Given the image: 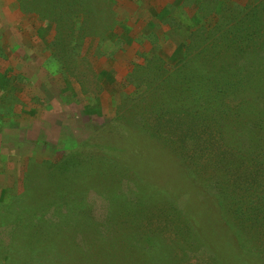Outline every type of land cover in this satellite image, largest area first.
<instances>
[{
    "label": "trees",
    "instance_id": "trees-1",
    "mask_svg": "<svg viewBox=\"0 0 264 264\" xmlns=\"http://www.w3.org/2000/svg\"><path fill=\"white\" fill-rule=\"evenodd\" d=\"M214 3L218 12L227 9L231 16L225 19L213 12L215 21L205 26L203 20L210 16L198 18L195 13L183 25L185 47L169 34L158 45H153L152 34L146 36L155 52L129 74L140 91L135 97L122 94L120 105L128 112L76 144L89 154L62 147L53 158H29L22 194L13 198L1 188L0 264H153L146 252L148 235L157 236L161 229L144 227L140 220L145 211L140 217L133 211L150 203L114 195V204L107 192L105 196V183L116 164L128 171L127 179L138 178L139 188L152 186L166 194L171 214L187 230L186 240L202 237L193 221L199 216L197 204L209 195V212L231 241L227 253L217 257L212 252L214 264H264V14L248 2ZM63 19L58 16L60 25ZM76 24L73 19L57 29L56 36L60 65L70 73L75 58L68 40L73 34L65 27L73 31ZM98 73L104 83L114 81L109 70ZM94 146L103 147L109 160ZM179 160L198 182L192 187L196 193L191 185L185 192L174 193L167 184L161 189L151 173L152 161L158 171H172L181 167ZM92 191L106 202L103 219L92 214ZM191 198L198 199L193 206ZM34 199L37 203L29 206ZM40 199L43 206H38ZM160 214L163 231L168 220Z\"/></svg>",
    "mask_w": 264,
    "mask_h": 264
},
{
    "label": "rangeland",
    "instance_id": "rangeland-1",
    "mask_svg": "<svg viewBox=\"0 0 264 264\" xmlns=\"http://www.w3.org/2000/svg\"><path fill=\"white\" fill-rule=\"evenodd\" d=\"M214 1L79 0L75 5V0H0V191L5 188L13 198L22 194L23 172L29 158H53L61 154L56 148L62 147H74L75 153L80 155L89 154L87 149L77 145L95 130L103 129L118 114L128 112V108L123 109L120 105L122 94L135 97L140 91L129 79V74L134 66L147 62L145 56L151 57L152 51L155 52L146 36L152 34L151 40L156 41L153 45H158L169 34L185 47L183 25L195 13L198 18L210 16L203 20L205 26L215 21L216 15L211 16L213 12L225 19L232 13L227 9L218 12L219 5ZM219 1L252 3L257 12L264 14L263 0ZM168 6L171 13L167 18L169 12L165 13L164 9ZM59 15L64 18L61 25ZM73 19L77 23L74 30L65 27V31L73 34L68 40L75 58L70 73L60 65L63 58L56 36L57 29ZM178 24L182 25L179 30L176 29ZM94 36L98 39L95 40ZM180 54L181 47L176 55ZM104 69L111 72L113 82L104 83V76L98 73ZM97 140L99 137L93 139L94 142ZM102 145L104 147V141ZM103 147L96 152L106 160L110 157L104 154ZM154 162L150 164L153 170L150 172L158 177L159 188L167 184L172 186L174 193L190 188L196 193L192 187L198 182L181 160L178 161L181 167L175 166L178 168L172 171H158ZM126 172L121 165L111 167L104 187L105 196L107 192L114 204V195H121L131 202L145 198L150 203L139 211V206L133 207V211L139 212L138 217L145 211L140 220L144 227L161 229L157 236L148 235L146 252L153 264H214L212 252L218 257L229 251L231 241L226 230L222 231V223L209 212V195L207 200L197 204L199 216L193 221L202 237L196 242L189 241L186 240L189 235L183 221L171 214V200L166 194L152 186L139 188L141 182L137 181L138 178L131 176V181L125 176ZM198 193L203 196L199 189ZM31 200L30 203L27 201L29 206L37 203L35 199L33 203ZM197 200L191 198L189 203L193 206ZM88 203L94 217L103 219L104 199L92 191ZM38 204L44 205L41 199ZM149 208L152 214L147 216ZM160 213L168 220L163 231L165 223L160 220ZM123 238L125 242L129 239Z\"/></svg>",
    "mask_w": 264,
    "mask_h": 264
}]
</instances>
